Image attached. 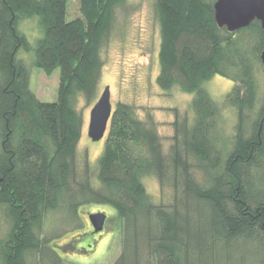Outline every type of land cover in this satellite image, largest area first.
I'll list each match as a JSON object with an SVG mask.
<instances>
[{
    "label": "trees",
    "instance_id": "1",
    "mask_svg": "<svg viewBox=\"0 0 264 264\" xmlns=\"http://www.w3.org/2000/svg\"><path fill=\"white\" fill-rule=\"evenodd\" d=\"M124 1L80 0V16L67 20L68 0H0V264H61L51 237L41 234L42 220L59 208L75 217L85 203L110 205L122 221L112 264H264L259 20L230 32L214 21L215 0H155L156 83L193 93V120L173 121L165 152L152 117L117 102L98 158L99 185L91 184L86 160L79 167L83 117L75 99L96 97L99 49ZM34 16L42 35L33 64L46 74L59 69L54 102L30 90L18 57L30 49L18 23ZM214 74L234 82L221 102L236 111L229 135L219 126L221 105L202 87ZM145 176L169 190L167 202L153 200Z\"/></svg>",
    "mask_w": 264,
    "mask_h": 264
},
{
    "label": "rangeland",
    "instance_id": "2",
    "mask_svg": "<svg viewBox=\"0 0 264 264\" xmlns=\"http://www.w3.org/2000/svg\"><path fill=\"white\" fill-rule=\"evenodd\" d=\"M79 1L68 0L67 20L80 16ZM18 28L25 34L30 45V49L18 52V57L30 73V90L40 101H56L59 69L46 74L33 64V48L42 35L38 17L22 19ZM159 47L160 25L155 0H125L114 8L110 31L99 49L102 65L96 97L87 102L79 95L74 103L83 117L82 134L76 148L77 162L81 169L85 160L88 162L89 180L94 186L99 185L96 177L97 163L105 137L92 141L87 135V126L90 109L106 85L110 89L112 108L121 101L134 106L139 118L152 117L165 152L172 142L173 121L185 118L190 124L193 120L194 113L190 107L193 93L184 92L176 86L162 90L156 83ZM256 75L260 104L264 100L263 69H257ZM233 85L232 80L218 74L212 75L202 84L211 98L221 105L219 126L226 135L234 132L236 111L221 102ZM142 181L155 202L168 201L169 190L161 192L154 176H145ZM76 209L78 214L75 217L67 215L61 208L48 212L41 223V234L51 237L50 241L55 245L61 264H112L121 250L122 221L107 204L85 203ZM100 211L106 214V220L103 230L95 233L88 215ZM0 227L4 228L1 216Z\"/></svg>",
    "mask_w": 264,
    "mask_h": 264
},
{
    "label": "water",
    "instance_id": "3",
    "mask_svg": "<svg viewBox=\"0 0 264 264\" xmlns=\"http://www.w3.org/2000/svg\"><path fill=\"white\" fill-rule=\"evenodd\" d=\"M213 12L216 25L227 31L233 32L246 27L254 19L260 21L264 30V0H215ZM260 60L264 71V39ZM112 111L110 89L106 85L89 112L87 135L92 141H98L104 137ZM88 219L93 232L97 233L104 228L106 214L101 211L89 213Z\"/></svg>",
    "mask_w": 264,
    "mask_h": 264
},
{
    "label": "flooded vegetation",
    "instance_id": "4",
    "mask_svg": "<svg viewBox=\"0 0 264 264\" xmlns=\"http://www.w3.org/2000/svg\"><path fill=\"white\" fill-rule=\"evenodd\" d=\"M102 231V230H101Z\"/></svg>",
    "mask_w": 264,
    "mask_h": 264
}]
</instances>
